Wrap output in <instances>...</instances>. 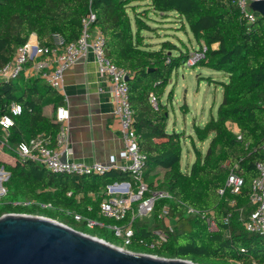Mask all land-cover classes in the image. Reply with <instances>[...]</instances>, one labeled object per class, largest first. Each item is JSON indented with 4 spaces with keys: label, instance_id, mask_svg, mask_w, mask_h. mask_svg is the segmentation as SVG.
Returning <instances> with one entry per match:
<instances>
[{
    "label": "trees",
    "instance_id": "trees-1",
    "mask_svg": "<svg viewBox=\"0 0 264 264\" xmlns=\"http://www.w3.org/2000/svg\"><path fill=\"white\" fill-rule=\"evenodd\" d=\"M89 9L96 14L94 24L103 35L106 57L128 75L134 128L146 157L143 179L150 191H164L170 197L158 198L147 216L132 219L129 210L117 220L99 214L105 197L102 190L117 178L133 183L131 173L62 175L29 159L15 163L0 159V168L8 174L2 182L0 215L46 216L117 246L122 245L114 243L112 226L130 223L133 235L124 249L203 264H264V235L247 231L243 224L255 208L250 194L258 174L256 163L264 160V16L248 21L237 0H0V68L32 32L41 43L49 39L43 44H51L55 34L65 42L76 40ZM157 14L164 21L175 17L178 30L189 32L198 50L206 48L193 67L205 66L227 76V81L219 82L222 99L216 116L203 125L193 124L199 141L211 139L202 155L191 136L195 159L185 171L181 168L183 132L166 129L174 97V88L167 87L191 51L181 40L183 48L169 38L157 43V48L148 41V34L160 27L151 24L162 21L154 18ZM60 98L40 78L20 75L0 81V117L10 115L12 103L22 108L9 127L11 151L38 134L53 144ZM48 104L55 109L50 117L43 113ZM231 169L243 178L238 193L224 188ZM13 201L27 205L14 206ZM206 217L213 218L214 231L208 229ZM88 220L95 221L93 226H87Z\"/></svg>",
    "mask_w": 264,
    "mask_h": 264
},
{
    "label": "built area",
    "instance_id": "built-area-1",
    "mask_svg": "<svg viewBox=\"0 0 264 264\" xmlns=\"http://www.w3.org/2000/svg\"><path fill=\"white\" fill-rule=\"evenodd\" d=\"M254 0H237V5L248 21H254L257 12L250 10V4ZM96 14L89 9L82 17V29L78 38L71 42H65L61 36H52L51 44H43L36 33L32 32L25 43L17 46L13 58L0 68V81L15 79L25 72L31 71L58 92H62L64 85V72L79 58L87 56L91 52L95 58L98 72L109 82V89L112 93L113 115L119 122L120 131L124 140L123 155L129 161L121 165V172L131 173V181H114L105 187L107 197L100 202V213L104 216L117 220L123 219L131 210L132 219L137 216L149 215L154 203L158 198L170 197L164 191H150L148 184L143 179L145 168V155L139 150L138 139L134 128V115L128 99V85L125 80L126 72L121 67L112 63L105 55L104 38L99 28L94 24ZM205 47L194 50L186 62L192 66L204 55ZM150 101L156 107L155 98L150 96ZM21 105L12 103L10 115L0 117V127L5 132L0 137V143L7 142L8 128L13 124L12 116L21 112ZM55 119L58 123V130L55 135V145L49 146V139L43 134L21 142L17 147L12 148L13 152L21 159H29L44 165L53 173L67 175H104L112 166L101 163L87 164L81 161L65 160L61 157L66 153L69 143V113L64 105H58L55 111ZM257 176L252 180L250 202L255 206L254 210L244 220L243 224L247 231L264 235V160L256 163ZM2 179L5 176L0 173ZM0 182V189L4 190ZM243 184V178L231 169L225 180L224 188L232 193H238ZM224 188L220 189L222 193ZM0 190V197H1ZM149 192L150 195L145 194ZM14 206L20 202H11ZM22 204H26L24 202ZM135 204V208L133 205ZM43 207L49 204H42ZM189 212H194L188 209ZM14 213V212H11ZM4 214V213H3ZM167 208L163 209V215L167 216ZM80 219L79 215H75ZM208 229H216L212 217H206ZM95 221L88 220L87 225L93 226ZM166 225L170 226L166 218ZM112 230L116 236L123 238L124 244H129L133 235L130 225H113Z\"/></svg>",
    "mask_w": 264,
    "mask_h": 264
},
{
    "label": "crops",
    "instance_id": "crops-1",
    "mask_svg": "<svg viewBox=\"0 0 264 264\" xmlns=\"http://www.w3.org/2000/svg\"><path fill=\"white\" fill-rule=\"evenodd\" d=\"M250 10L254 11L251 7ZM257 15L260 14L257 12ZM165 20H170V18ZM162 21H164V19ZM156 26H160L157 29L156 33H154L153 35L148 34L149 36H151V38H148V41L154 43L155 48H157L158 46L157 43H159L160 41L166 38H169L170 40L173 41V38L175 37L178 40H181V42H183V40L179 37L177 33H172L174 29L176 30V26L174 24L162 25L158 23L156 24ZM187 36H188L187 40L189 41L188 43L190 44L192 49L198 50V44L194 40L190 39L189 33H187ZM43 41L44 42L42 43H47L49 42V39H44ZM190 51L192 50L190 49ZM21 76H23L24 78H40L36 74H33L31 71L25 72L21 74ZM210 79L211 78L209 77V80ZM42 80L44 81V83H46L44 79ZM212 81L214 83L220 82L214 80ZM167 90L169 89L167 88ZM221 92H222V88H221ZM58 93L61 97L60 103L58 105H64L69 113V119H68L69 143H68V149L66 153H64L65 159L81 161L87 164L101 163L104 165L112 166L107 173L114 172L122 175L127 174L128 172H121L119 170V167L121 165H126L129 163V161L123 155L124 140L120 131L119 122L115 118L112 112L113 103H112V93L109 89V82L107 81V79H105L104 76H101L99 74L97 69V64L95 62V58L91 52H89L87 56L79 58L68 69L65 70L63 90L62 92H58ZM170 106H172V103ZM54 110H55L54 106L48 104L44 106L43 113L44 115L50 117L53 115ZM210 114H212V112ZM211 116L214 115H210L208 119ZM206 121H204L202 124L199 125H203ZM194 123L198 124L196 120H194L191 124L188 134L185 133L186 130L185 128L182 131H177V132H183V137L184 136L189 137L188 140L191 145V148L193 149V145L191 143L192 142L191 136H192L195 146L200 150L198 143L203 144L206 139L204 141H199L195 137L193 132ZM167 126H168V120H167ZM167 126L166 129L168 128ZM172 128H173L172 130L176 131L177 125L173 123ZM8 133H9V128H8ZM3 134H5V132L0 127V137ZM208 138L210 141L211 136ZM182 140L184 141V138H182ZM208 143L205 147V151L207 149ZM48 144L49 146L53 147L55 145V137L53 144H50V142ZM185 148L187 153H186V165L184 168H182L183 146H182V154H181V168L184 171L188 170L191 165L188 164V158L190 155L189 147L186 146ZM0 149L3 152L2 157H0L1 160L9 163H15V161L21 160L13 152V150L11 151V148L8 146V140L4 144L0 143ZM205 151L204 152L201 151L202 155H204ZM194 159H195V154L192 162L194 161ZM0 169L3 172V174H5V179H7L8 176L7 172H5L2 168ZM159 173L161 175V172ZM62 175H67V174H62ZM126 180L130 181L124 178H117L109 183H112L114 181H126ZM102 193L105 194V197L103 198L105 199L107 197L105 188L102 190ZM92 195L94 196V194ZM133 206H135V204ZM99 214L102 215L100 213V207H99ZM165 224H166V218H165ZM128 225H130V223Z\"/></svg>",
    "mask_w": 264,
    "mask_h": 264
},
{
    "label": "water",
    "instance_id": "water-1",
    "mask_svg": "<svg viewBox=\"0 0 264 264\" xmlns=\"http://www.w3.org/2000/svg\"><path fill=\"white\" fill-rule=\"evenodd\" d=\"M250 7L264 16V0ZM0 264L203 263L134 252L46 216L9 212L0 215Z\"/></svg>",
    "mask_w": 264,
    "mask_h": 264
},
{
    "label": "rangeland",
    "instance_id": "rangeland-1",
    "mask_svg": "<svg viewBox=\"0 0 264 264\" xmlns=\"http://www.w3.org/2000/svg\"><path fill=\"white\" fill-rule=\"evenodd\" d=\"M142 10V9H141ZM154 16V15H153ZM154 18L162 19L161 15H155ZM175 17H170V21H160L159 24L162 25H172L176 26L172 33H177L179 37L186 43L191 49V54L194 52L189 41L187 40V34L183 31H179L180 25L175 21ZM152 25L158 24L156 21L152 22ZM168 29V28H167ZM166 30V28H165ZM189 33V32H188ZM189 37L193 40L191 34ZM173 41L177 43L181 48L182 45L177 38H173ZM209 77L214 81H227V76L222 71H217L205 66H187L181 65L173 74L171 81L168 85V89L174 88V98L172 100V106L169 105V114H168V132L173 128V123L177 125L176 131H182L184 128L185 133L188 134L191 124L194 120L198 124H202L204 121L208 120L210 115H216L217 107L222 98L221 86L219 82L214 83L212 80H209ZM216 84V86H215ZM217 87V88H216ZM185 109V110H184ZM212 112V114H210ZM180 129V130H179ZM184 141L182 140L183 146V157H182V168L186 165V146L189 147L190 155L188 158V164H191L194 153L193 149L188 140V136H184ZM209 141L207 138L204 143H198L200 150L205 151V147ZM3 152L0 149V157H2ZM5 179V176L2 179L0 174V182ZM3 186V185H2ZM1 190V189H0ZM1 196L5 193V189L1 190ZM19 202V201H17ZM4 201L0 197V208L2 207ZM20 204H22L20 202ZM110 230H108L109 232ZM114 243L122 245L120 247L124 248L127 245L124 244L123 238L120 236L112 237ZM124 246V247H123ZM231 264H243V263H231Z\"/></svg>",
    "mask_w": 264,
    "mask_h": 264
}]
</instances>
